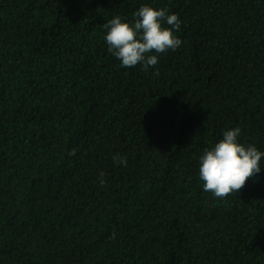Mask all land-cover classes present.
<instances>
[{
	"label": "trees",
	"instance_id": "1",
	"mask_svg": "<svg viewBox=\"0 0 264 264\" xmlns=\"http://www.w3.org/2000/svg\"><path fill=\"white\" fill-rule=\"evenodd\" d=\"M141 4L182 45L122 68L103 24ZM235 127L264 152V0H0V264H264V158L198 179Z\"/></svg>",
	"mask_w": 264,
	"mask_h": 264
},
{
	"label": "clouds",
	"instance_id": "2",
	"mask_svg": "<svg viewBox=\"0 0 264 264\" xmlns=\"http://www.w3.org/2000/svg\"><path fill=\"white\" fill-rule=\"evenodd\" d=\"M182 21L167 8L141 4L128 21L119 15L103 24V40L107 51L119 61L122 68L141 65L144 70L154 68L159 54L175 51L182 40L175 35ZM167 25L168 27H165ZM239 127L224 130L222 138L205 148L198 158V179L202 190L213 197L223 198L241 189L246 180L261 172L260 161L264 152L254 145L239 142ZM73 153H70V155ZM114 160L127 166V158L114 156ZM103 176V173H100ZM100 183L104 181L101 179Z\"/></svg>",
	"mask_w": 264,
	"mask_h": 264
}]
</instances>
